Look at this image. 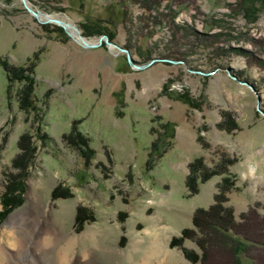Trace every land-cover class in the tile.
<instances>
[{
    "label": "rangeland",
    "instance_id": "rangeland-1",
    "mask_svg": "<svg viewBox=\"0 0 264 264\" xmlns=\"http://www.w3.org/2000/svg\"><path fill=\"white\" fill-rule=\"evenodd\" d=\"M28 2L70 19L88 39L107 35L137 64L173 62L135 69L112 46L83 48L20 0H0V211L5 197L10 204L1 242L13 232L10 216L35 202L49 222L35 224L27 214L16 229L24 252L41 261L52 249L39 256L33 246L51 228L77 237V264L89 261L82 249L98 264H136L146 255L147 264H233L235 241L193 221L221 200L234 222L250 215L243 223L255 241L241 255L245 264H264L262 1ZM24 74L32 79V108L22 106L29 82L13 78ZM68 133L88 139L89 158L63 138ZM20 145L33 150L25 172L30 152ZM196 159L204 169L191 175ZM219 168L226 171L200 180Z\"/></svg>",
    "mask_w": 264,
    "mask_h": 264
},
{
    "label": "trees",
    "instance_id": "trees-1",
    "mask_svg": "<svg viewBox=\"0 0 264 264\" xmlns=\"http://www.w3.org/2000/svg\"><path fill=\"white\" fill-rule=\"evenodd\" d=\"M260 1H262V3L264 4V0H260ZM33 66L34 65H31L30 68H27L26 70L31 71L33 69ZM10 72L14 73L15 70L12 69V71H10ZM19 72H21V70H19ZM27 76L28 75H25V74L20 75L19 77H17L15 75L13 78L15 80H25V81L29 82V84L24 88V90L21 91L22 92L21 94L23 97L22 98V103H23L22 106H24V108H32V107H34V101L32 99V91H33L32 79L28 78ZM75 135L76 136H72L71 133H68V134H65L63 136V138L68 143H70L71 145L77 147L80 150V152L83 153V156L85 158H89L91 156V152H90L91 149H90L89 144H88V139L85 137H82L78 133H76ZM155 146L156 145H154L152 147V150L156 149ZM20 147L22 149H28V152H30L29 157L28 156L26 157V159L28 158L27 161H26V159L24 161L26 163H23L20 167L25 172L27 164H28L30 158H32V156H33L32 155L33 150L30 151V148L25 147V146H21V145H20ZM189 166H190L191 175L195 174V172L198 171L200 168L204 169V165L202 164V161L200 159H196ZM224 171H226V168H219V169H215V170H211V171H208V170L204 171L200 175V180L203 181V180L207 179L208 177L212 176L213 174L222 173ZM196 178H197L196 176H192V177L188 178L187 186L192 192L197 189V179ZM19 183L20 182L18 181V184ZM20 188H22V186H20ZM53 196H54V193L52 194V197ZM7 199H8L7 197H5L3 199V202H2L3 210L0 211V218L4 215L5 212L8 211V207L10 206L9 201ZM221 202H222L221 200L218 201V203L216 202L215 206L210 207L209 210H204V209L198 210L200 213L197 211L194 214L193 221H194L196 227H198L200 230L203 229V227H211L212 229H217L220 232H222L225 235L232 238L235 241L234 249H235V253H236V260H235V262H233V264H245V260L243 257H241V255H242V253H244L246 251L248 246L255 241L254 240L255 235L253 236V234H250L253 231L247 227L248 226L247 223H243V221H246L249 219L248 217L250 215L249 216L243 215L242 218L244 220H242V222H234L232 210L227 209L226 207L222 206ZM198 213L202 214L205 217L204 218L205 221H204V219H201V220L199 219ZM203 216H201V217L203 218ZM241 229H243V230L241 231ZM186 232H187L186 229H184L182 231V235L180 236V238L185 237Z\"/></svg>",
    "mask_w": 264,
    "mask_h": 264
},
{
    "label": "bare ground",
    "instance_id": "bare-ground-1",
    "mask_svg": "<svg viewBox=\"0 0 264 264\" xmlns=\"http://www.w3.org/2000/svg\"><path fill=\"white\" fill-rule=\"evenodd\" d=\"M43 19V18H40ZM64 19V18H62ZM72 22V21H71ZM73 23V22H72ZM68 30L73 34V29L70 27ZM35 214V224L37 223H48L49 218L47 211L43 209L42 206H39V204L30 205L26 208L24 212H18L16 214H13L8 219L10 229L13 232H6L4 231V235L6 237V242L0 240V264H77L74 255L71 254V249L73 248L74 244L77 242V237L74 235H69L67 237L58 236L57 234L52 232V229L49 228V230L44 231V235L41 236L40 231H38V235L41 236L40 243L41 245L39 248L33 246V250L35 253L39 254V256L48 250V248L52 251V256L50 258H46L44 261H41L39 257H35L32 255V252H29L28 250L24 252V247L26 246V241H23L21 237H17L20 230H17L16 228H19L23 226L24 222L26 221L27 214ZM26 215V216H25ZM35 229H30L27 234L28 236L32 237V233H34ZM24 233V232H23ZM25 233V234H26ZM15 239H14V235ZM34 235V234H33ZM3 236V235H2ZM85 236V235H84ZM87 237H92L91 232L87 235ZM1 239V238H0ZM21 246H19L21 243H23ZM15 248L16 253H12L9 249ZM35 249V250H34ZM23 251V252H22ZM42 251V252H41ZM109 253V252H108ZM17 254V255H16ZM80 257L88 258L89 261L85 262V264H98L91 260L90 258V249H82ZM147 255L143 257L142 260L138 261L136 264H147L146 259ZM151 262V261H149Z\"/></svg>",
    "mask_w": 264,
    "mask_h": 264
},
{
    "label": "water",
    "instance_id": "water-1",
    "mask_svg": "<svg viewBox=\"0 0 264 264\" xmlns=\"http://www.w3.org/2000/svg\"><path fill=\"white\" fill-rule=\"evenodd\" d=\"M23 4L24 8L40 23H54L60 27L66 32V34L72 38L75 42L79 43L83 48H95L100 46L102 43H105L108 46H112L113 48L117 49L118 51H121L125 53L126 59L128 64L135 68V69H142L150 65L152 62L156 60L164 61V62H173V60L166 59V58H160V59H151L149 62L145 64H137L136 61L132 58V56L129 54L128 50L126 48L120 47L116 45L115 43L109 41L107 35L101 34L99 35L95 40L88 39L87 37L83 36L80 32V30L77 28V26L71 22L70 19H62L59 18L57 15L44 13L36 8L31 7L28 0H20ZM43 18V19H40ZM73 29V34L68 30V28ZM259 100L257 101L256 108L257 110L260 109L259 107ZM261 110V109H260ZM264 114V113H263Z\"/></svg>",
    "mask_w": 264,
    "mask_h": 264
}]
</instances>
